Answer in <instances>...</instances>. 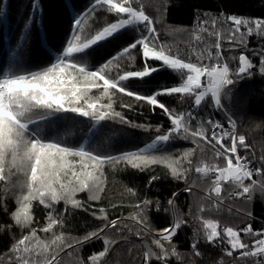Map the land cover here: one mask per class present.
<instances>
[{
	"label": "snow or ice",
	"instance_id": "6c2138e0",
	"mask_svg": "<svg viewBox=\"0 0 264 264\" xmlns=\"http://www.w3.org/2000/svg\"><path fill=\"white\" fill-rule=\"evenodd\" d=\"M65 6L63 39L41 35L36 47L30 34L44 25L40 0H30L31 14L26 19L21 14L15 24L7 4L0 6V213L10 221L0 224V233L11 241L0 264H62L65 253L82 252L97 240L102 250L78 255L75 264H105L121 243L136 252L133 264L137 259L170 264V257L181 259L174 237L190 225H198L192 227L194 257L202 256V247L215 246L232 258L230 264H264V221L254 229L250 210L243 227L212 218L225 200L251 201L257 190L264 194V154L259 160L249 154L232 112L237 83L257 74V59L264 77V18L197 10L192 31L207 33L214 43L199 35L196 44L181 48L163 38L183 31L166 24L164 0H157L155 16L146 14L141 0H91L82 11L75 0ZM253 35L259 48L248 47ZM161 71L176 82L150 94L131 90L133 82L145 86ZM167 97H178V105L170 106ZM146 108L159 109L162 122L129 118L138 109L137 119L145 116ZM129 129L142 130V138L124 141ZM180 142L192 146L176 149ZM194 162L202 194L184 212L177 200L182 192L193 194ZM158 166L163 171L155 174ZM109 169L113 175L149 172L148 185L170 178L185 187L165 201L141 199L137 188L125 185L135 199L128 205L132 211L110 219L116 205L97 209L91 203L102 200ZM225 184L232 188L226 194ZM77 209L89 212L99 226L89 229L85 221L84 234L73 235L69 218ZM160 212L168 222L157 227L151 216Z\"/></svg>",
	"mask_w": 264,
	"mask_h": 264
},
{
	"label": "trees",
	"instance_id": "16d2710c",
	"mask_svg": "<svg viewBox=\"0 0 264 264\" xmlns=\"http://www.w3.org/2000/svg\"><path fill=\"white\" fill-rule=\"evenodd\" d=\"M42 4V19L44 21L43 26H35L32 33L30 34V40L33 47L38 46L41 35L45 37L55 36L58 39H63L62 24L65 16L63 13H67L69 10L66 8V0H40ZM91 0H75V4L78 10H83ZM157 0H141L144 6L146 14L155 16ZM166 3V24L172 27L183 29V31L174 33L173 35H166L163 38L167 39L170 43L177 45L181 48H185L190 44H196V36L203 35L204 40L208 43H214V38L207 36V33H201L199 31L193 32L192 29L195 25V16L197 10L201 13H209L211 15H218L223 12L227 15H242L249 18H264V0H164ZM7 4L9 19L12 24L16 23L17 18L22 14L26 19L31 14L30 0H0V6ZM27 5V8H26ZM44 13V14H43ZM211 30V22L207 25ZM0 35H2V29H0ZM18 35V33H17ZM227 40H225V48H227ZM198 47H204V44H200ZM249 48H259L260 44L257 41L255 35L249 38ZM238 54V53H237ZM257 64V74L253 77H245L240 80L236 86V94L233 98L232 112L233 117L238 123V134H244L247 142L250 145L252 152L255 153L257 160L264 154V77L259 75L258 72V59L255 61ZM176 82V77L168 72L161 71L152 77L151 80L143 82L145 86H141V82L135 81L131 85V90L145 92L150 94L151 91L156 90V86L166 84L171 86ZM127 98H125L126 101ZM167 101L170 106L178 105V97H167L163 98ZM121 102L120 98H116L117 105ZM117 110L119 108L117 107ZM141 110L138 109L137 113ZM146 113L145 116H141L137 119V113H130L129 118L133 119L136 123H148L151 122L153 125L162 122L164 119L160 110L157 109L155 113L149 109H143ZM218 118V117H216ZM106 132L113 131L112 129L106 128ZM129 135L124 137V141L135 142L142 138L143 131L140 129H129ZM192 145L188 142H180L175 145L176 149L184 147H191ZM114 154V153H113ZM196 163H193V171L190 174L189 184L193 181H197V184L193 185V194L182 192L177 200L178 206L182 211L187 212L188 205L196 199V193L202 194L203 185L199 183V177L195 173L194 169ZM163 171L161 166H158L157 172L159 174ZM149 172H135L129 170L127 172H120L113 175L109 169L107 172L106 179V191L102 193L101 201L91 202L97 209L100 206L108 207L109 204L116 205L115 210L110 209V219L120 216L123 213L124 217H128L132 209L128 206L129 204L135 203V199H130L128 194L124 191V186L135 187L140 192V198L142 199L145 195L149 198H160L165 200L171 196L173 191L177 188L183 189L185 184L183 181L177 183L169 179H161L155 182L153 185H148ZM209 181L210 177L207 178ZM231 186L225 184L224 192L231 191ZM78 198L87 200V193L78 194ZM14 206V202H13ZM60 209L63 210V203L60 204ZM231 208V212L228 209ZM250 210L253 214L254 229L261 228V221H264V194L260 191H254L252 193V200H225L221 212L216 215L213 214L212 218H217L223 225L232 226L238 224L241 227L245 226V214ZM152 212H155L153 207ZM151 220L153 225L157 227L165 226L168 222L166 214L160 212L159 215H152ZM85 221H89L88 228L98 227L99 223L90 216L89 212H85L83 209H77L75 216L69 218V228H74L73 235H82L86 231L84 228ZM8 217H5L0 213V224L9 223ZM131 226L134 222L127 220ZM198 227V225H190L189 227L180 231L174 237V243L178 247V251L181 253V259L177 260L175 257H170V264H230L232 258L227 257L219 248L215 246H208L207 248L202 247L201 257H194L191 253V237L192 227ZM43 238V233L40 234ZM243 235V234H242ZM50 238V237H49ZM131 240L134 244L139 243V238L132 235ZM150 239V237H149ZM249 242L250 241H245ZM10 238L0 233V256H2L7 248L10 247ZM102 240L92 241L87 244L82 252H73L72 255L65 253L61 257L62 264H75L78 255L87 256L93 251L102 250ZM131 244L121 243L119 246H113L109 255L105 258V264H133L130 257H136V252L129 253ZM238 256V253L236 254ZM136 264H139L138 259Z\"/></svg>",
	"mask_w": 264,
	"mask_h": 264
},
{
	"label": "rangeland",
	"instance_id": "374dc122",
	"mask_svg": "<svg viewBox=\"0 0 264 264\" xmlns=\"http://www.w3.org/2000/svg\"><path fill=\"white\" fill-rule=\"evenodd\" d=\"M198 36H199V34H198ZM196 40V39H195ZM251 153H253L252 152V149H251V147H250V149H249V154H251ZM212 179V177H210V180ZM242 200V199H241Z\"/></svg>",
	"mask_w": 264,
	"mask_h": 264
},
{
	"label": "built area",
	"instance_id": "2783aa9c",
	"mask_svg": "<svg viewBox=\"0 0 264 264\" xmlns=\"http://www.w3.org/2000/svg\"><path fill=\"white\" fill-rule=\"evenodd\" d=\"M239 198L235 199V200H238Z\"/></svg>",
	"mask_w": 264,
	"mask_h": 264
},
{
	"label": "bare ground",
	"instance_id": "6f19581e",
	"mask_svg": "<svg viewBox=\"0 0 264 264\" xmlns=\"http://www.w3.org/2000/svg\"><path fill=\"white\" fill-rule=\"evenodd\" d=\"M44 14V13H43ZM236 118V117H235ZM238 121V120H237Z\"/></svg>",
	"mask_w": 264,
	"mask_h": 264
}]
</instances>
